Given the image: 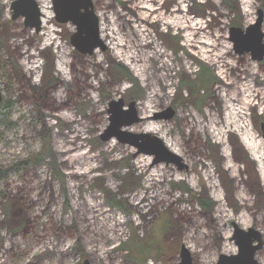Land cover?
<instances>
[{"label":"rangeland","instance_id":"obj_1","mask_svg":"<svg viewBox=\"0 0 264 264\" xmlns=\"http://www.w3.org/2000/svg\"><path fill=\"white\" fill-rule=\"evenodd\" d=\"M13 1L0 0V264H178L182 246L216 264L236 253L233 222L261 233L264 264V59L229 41L259 12L264 32V0H92L107 49L91 56L52 0H36L39 33ZM119 99L142 118L124 130L186 169L100 139Z\"/></svg>","mask_w":264,"mask_h":264},{"label":"water","instance_id":"obj_2","mask_svg":"<svg viewBox=\"0 0 264 264\" xmlns=\"http://www.w3.org/2000/svg\"><path fill=\"white\" fill-rule=\"evenodd\" d=\"M54 20L58 24H71L74 33L69 42L74 50L83 56H91L96 50L105 52L107 47L100 38L99 19L94 10L92 0H52ZM12 20L24 19V27L39 33L41 30V14L36 0H15L10 6ZM262 13H258L257 20L245 29L231 27L229 41L233 44L236 54L249 53L252 60L260 62L264 59V32L261 30ZM3 100L0 90V103ZM126 107V108H125ZM109 125L100 139L104 142L116 139L121 144L136 148L137 154L153 157L152 164L173 165L179 171L186 169L181 157L170 151L164 142L146 133H131L124 128L140 122L135 102L127 106L122 99L108 104ZM171 107L160 113H155L154 120L171 119L174 115ZM264 139V124L260 125ZM231 241L236 247V253L218 256L216 264H260L256 260V253L263 246V237L254 228L241 229L232 223ZM83 264H89L85 261ZM178 264H194L190 251L182 246L179 252Z\"/></svg>","mask_w":264,"mask_h":264},{"label":"trees","instance_id":"obj_3","mask_svg":"<svg viewBox=\"0 0 264 264\" xmlns=\"http://www.w3.org/2000/svg\"><path fill=\"white\" fill-rule=\"evenodd\" d=\"M208 79H209V76L206 74V70L205 69H202V71H201V73L199 74V80H198V83H200L201 82V84H203V85H206L207 83H208ZM198 83L197 82H194V84L195 85H198ZM187 84H190V82H188ZM193 84V83H192ZM194 85V86H195ZM196 89H197V87H196ZM32 90H33V93H34V95H36V96H38L42 91V89H41V87L40 88H32ZM41 95V94H40ZM2 103V102H1ZM0 103V104H1ZM48 147L47 146H45L44 147V150H42V152H41V154H39V156L41 155V157L40 158H42V157H44V155H45V153H47L48 151ZM115 200H111V201H109L110 202V204L111 205H115L114 203H116V202H114ZM204 203H206V201H204L201 205H202V207L203 208H210V206H209V204L207 205H205ZM142 248V250L141 251H139V252H143L144 250H145V248L144 247H141Z\"/></svg>","mask_w":264,"mask_h":264},{"label":"bare ground","instance_id":"obj_4","mask_svg":"<svg viewBox=\"0 0 264 264\" xmlns=\"http://www.w3.org/2000/svg\"><path fill=\"white\" fill-rule=\"evenodd\" d=\"M52 10H53V8H52ZM53 15H54V12H53ZM68 25V24H67ZM69 25H71V24H69ZM72 26V25H71ZM102 40V39H101ZM97 51V50H96Z\"/></svg>","mask_w":264,"mask_h":264}]
</instances>
